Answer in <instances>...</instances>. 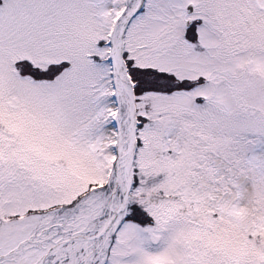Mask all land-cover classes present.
<instances>
[{
    "label": "snow or ice",
    "instance_id": "1",
    "mask_svg": "<svg viewBox=\"0 0 264 264\" xmlns=\"http://www.w3.org/2000/svg\"><path fill=\"white\" fill-rule=\"evenodd\" d=\"M0 264H264V0H0Z\"/></svg>",
    "mask_w": 264,
    "mask_h": 264
}]
</instances>
